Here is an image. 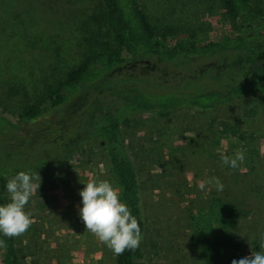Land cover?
I'll return each instance as SVG.
<instances>
[{
  "label": "rangeland",
  "instance_id": "obj_1",
  "mask_svg": "<svg viewBox=\"0 0 264 264\" xmlns=\"http://www.w3.org/2000/svg\"><path fill=\"white\" fill-rule=\"evenodd\" d=\"M98 1L0 0V114L16 121L23 106L19 97L7 95L8 87L25 84L34 95L43 83L56 82L78 62L86 50V24ZM250 2L264 7V0ZM139 3L157 28H177L178 41L213 38L227 23L211 0ZM263 101L256 95L213 110L143 113L125 121L123 151L135 169L144 205L146 227L139 248L145 264H204L191 246L189 217L214 195L237 208L236 259L264 251ZM23 127L29 133L32 124ZM102 150L93 141L59 167L32 171L41 184L25 205L32 223L16 236L21 264H113V252L84 228L77 212L83 184L108 180L116 186ZM236 150L246 159L239 169L230 170L221 157ZM174 162L180 165L173 167ZM212 176L223 183L222 191L198 187Z\"/></svg>",
  "mask_w": 264,
  "mask_h": 264
},
{
  "label": "trees",
  "instance_id": "obj_2",
  "mask_svg": "<svg viewBox=\"0 0 264 264\" xmlns=\"http://www.w3.org/2000/svg\"><path fill=\"white\" fill-rule=\"evenodd\" d=\"M211 2L227 23L213 38L183 42L176 39L177 28L153 25L139 0H99L86 24V50L74 66L34 95L25 84L8 87L7 95L19 97L23 106L16 121L0 114V204L8 202L4 186L11 175L59 167L96 141L143 234L141 189L123 151L125 121L143 113L206 111L241 98H264V7L250 0ZM26 124H32L29 133ZM237 218L233 202L216 195L191 212L190 242L204 264L236 259ZM113 261L145 264L139 247L114 254ZM0 262L21 264L16 236H0Z\"/></svg>",
  "mask_w": 264,
  "mask_h": 264
},
{
  "label": "clouds",
  "instance_id": "obj_3",
  "mask_svg": "<svg viewBox=\"0 0 264 264\" xmlns=\"http://www.w3.org/2000/svg\"><path fill=\"white\" fill-rule=\"evenodd\" d=\"M245 159L244 152L236 150L232 156H222L221 163L230 170H237ZM40 184L38 173L31 171H19L6 182L4 187L9 199L7 203L0 204V236L14 237L29 229L32 219L25 211V205ZM83 185L78 192L81 199L77 212L84 228L116 255L138 248L142 240L141 228L129 206L121 201L119 188L108 180H93ZM206 185L214 186L217 191L224 187L215 176L198 182L201 190ZM260 247L264 249V243ZM231 264H264V251L252 253L251 257L233 259Z\"/></svg>",
  "mask_w": 264,
  "mask_h": 264
}]
</instances>
